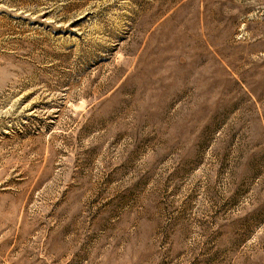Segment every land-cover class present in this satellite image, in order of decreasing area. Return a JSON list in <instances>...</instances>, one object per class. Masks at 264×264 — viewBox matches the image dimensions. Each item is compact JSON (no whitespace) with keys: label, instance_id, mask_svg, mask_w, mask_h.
I'll list each match as a JSON object with an SVG mask.
<instances>
[{"label":"rangeland","instance_id":"obj_1","mask_svg":"<svg viewBox=\"0 0 264 264\" xmlns=\"http://www.w3.org/2000/svg\"><path fill=\"white\" fill-rule=\"evenodd\" d=\"M0 264H264V0H0Z\"/></svg>","mask_w":264,"mask_h":264}]
</instances>
